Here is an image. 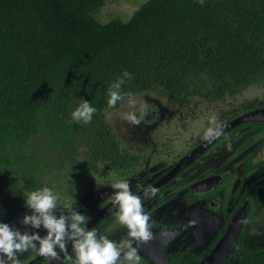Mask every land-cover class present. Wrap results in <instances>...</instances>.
Listing matches in <instances>:
<instances>
[{"label":"trees","instance_id":"obj_1","mask_svg":"<svg viewBox=\"0 0 264 264\" xmlns=\"http://www.w3.org/2000/svg\"><path fill=\"white\" fill-rule=\"evenodd\" d=\"M105 5L0 0L2 178L42 188L30 141L43 131L72 159L83 141L85 163H127L128 147L105 119L123 102L107 106L108 87L123 70L132 74L125 92L154 91L180 105L264 80V0H148L128 22L102 23ZM84 99L97 109L87 124L71 119ZM233 258L262 264L264 248L242 247Z\"/></svg>","mask_w":264,"mask_h":264},{"label":"flooded vegetation","instance_id":"obj_2","mask_svg":"<svg viewBox=\"0 0 264 264\" xmlns=\"http://www.w3.org/2000/svg\"><path fill=\"white\" fill-rule=\"evenodd\" d=\"M195 99L207 104L199 106L197 118L188 115L183 120L174 119L172 130L156 132V136L151 133L152 145L125 144L129 154L127 163H84L87 179L83 187L61 192V188L52 186L45 177L40 181L42 187L52 188L61 202L72 201L73 206L84 213L87 223L113 203L111 184L118 179H128L132 191L141 197L152 235L173 234L162 249L170 264L202 261L245 205L247 214L236 251L242 247L246 250L264 248V243L254 244L253 241L255 220L264 213V121L241 122L202 148L207 142L202 138L203 131L211 116H216L225 127L243 115L264 113V85L254 83L240 91L227 90L208 97L196 95L187 104L179 105L189 110ZM151 106L154 114L156 111L155 104L148 106V124H151ZM154 116L155 121L157 116ZM179 122L182 130H176L180 129ZM0 178V221L21 232L32 231L21 220L27 211V194L38 188L26 181L19 185ZM146 188L149 191L154 188L155 194L145 195ZM117 211L115 208L107 213L91 229L94 228L98 236L117 242L130 239L125 226H113ZM33 231H39L41 236L46 234L43 228ZM136 242L133 241V246L138 248L140 264H156ZM60 253L58 249V255ZM235 253L224 264H238L233 258ZM67 255L75 259L73 249ZM19 258L20 264H50L56 259L39 256L31 250ZM72 260L65 256L59 264H72Z\"/></svg>","mask_w":264,"mask_h":264},{"label":"clouds","instance_id":"obj_3","mask_svg":"<svg viewBox=\"0 0 264 264\" xmlns=\"http://www.w3.org/2000/svg\"><path fill=\"white\" fill-rule=\"evenodd\" d=\"M131 73L123 70L109 85L107 90V106L113 108L118 102L127 97V104L131 110L121 113L122 120L130 125L142 122L144 105H138L135 94L125 92L123 86L131 79ZM97 109L84 99L71 112V119L75 122L90 123ZM137 112L142 113L138 116ZM223 125L216 116H211L208 126L204 129L202 138L212 141L221 136ZM123 151L125 145H121ZM114 190L112 202L117 206L115 221L127 228L130 239L119 242L107 236H98L97 231L89 229L85 223V215L73 206L72 201H60L58 194L50 187L44 186L29 192L25 198L27 211L21 223L29 226L32 231L21 232L8 223L0 221V264H20V255L35 252L42 257L59 258L58 249L67 255V243L75 252L72 264H140L141 256L133 241H148L152 237L149 217L145 214L139 194L132 191L128 179H118L111 184ZM155 189H145V195H154ZM30 210V212H29ZM46 230L41 236L39 231Z\"/></svg>","mask_w":264,"mask_h":264},{"label":"rangeland","instance_id":"obj_4","mask_svg":"<svg viewBox=\"0 0 264 264\" xmlns=\"http://www.w3.org/2000/svg\"><path fill=\"white\" fill-rule=\"evenodd\" d=\"M146 1L148 0H106V5L100 13L99 19L102 23H108L114 19L128 22ZM211 52L212 48L208 47L204 50L203 55L208 57ZM257 83L264 85V80ZM135 98L138 105H144L146 109L143 113L144 118L139 125H130L121 118V113L131 110L127 104V99L117 109L108 111L105 117L118 139L122 143L131 146L152 145L151 133H153L152 136H156V132L172 130L171 122L174 119L183 120L188 115L197 118L199 106L204 107L207 105L200 99H195L192 103L193 107L189 110L182 109L179 104L167 97L160 96L154 91L139 93L135 95ZM150 104L156 105L155 114L157 117L155 121L153 119L151 124H148L147 109ZM190 110L195 115L190 113ZM137 115L140 116L142 113L137 112ZM178 126L180 129L176 130L183 129L182 123L179 122ZM88 150L87 145L81 141L72 159L67 155L66 150L56 145L51 134L46 131L30 141V151L40 160L39 163L44 169V177L51 182L52 186L61 188V192H66L74 187L81 188L85 185L87 177L83 164L87 161ZM82 180L84 181L81 183ZM255 223L253 241L254 244H262L264 243V213L259 220H255ZM262 264H264V260Z\"/></svg>","mask_w":264,"mask_h":264},{"label":"water","instance_id":"obj_5","mask_svg":"<svg viewBox=\"0 0 264 264\" xmlns=\"http://www.w3.org/2000/svg\"><path fill=\"white\" fill-rule=\"evenodd\" d=\"M150 115V122L154 119V112H153V106L150 107L149 110ZM264 121V113H249L246 115H243L233 122L229 123L225 127H223L222 134H224L229 129L235 127L237 124L244 122V121ZM221 134V135H222ZM220 137V136H219ZM219 137L215 138L212 141H207L202 148L207 147L209 144H211L213 141L218 139ZM117 208V206L112 203L110 206L104 208L101 210L97 215H95L92 219H90L86 224L89 229L94 227L107 213L112 211L113 209ZM247 214V205L237 214V216L232 221L231 225L229 226L227 232L224 234V236L221 238V240L218 242V244L215 246V248L198 264H224L226 260L230 258L231 255H233L237 249L238 242H239V236L242 230L243 223L245 221ZM120 225L114 222L113 226ZM173 234H165V235H152V237L148 241H138L136 242V246H138L144 254H146L147 257L151 258L156 264H170L163 254V246L164 244L171 239ZM149 243V245H147ZM67 247V254L72 249L71 242L66 245ZM66 255L64 253L59 254V258L54 259L50 264H59L62 259Z\"/></svg>","mask_w":264,"mask_h":264}]
</instances>
